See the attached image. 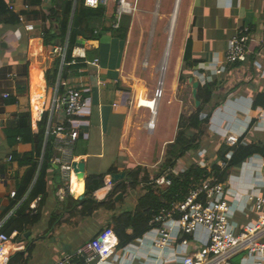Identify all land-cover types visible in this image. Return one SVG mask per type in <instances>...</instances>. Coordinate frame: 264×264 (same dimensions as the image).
Wrapping results in <instances>:
<instances>
[{
	"label": "crops",
	"instance_id": "obj_1",
	"mask_svg": "<svg viewBox=\"0 0 264 264\" xmlns=\"http://www.w3.org/2000/svg\"><path fill=\"white\" fill-rule=\"evenodd\" d=\"M3 1L8 9L9 5L13 4V9L10 10L18 15V23H0V230L26 203L27 209L34 210L37 207L40 213L36 223L27 225L22 232L13 229L9 234L10 240L3 244L9 264H30L36 250H45L47 264H55L83 242L93 239L112 215L111 211H98L84 219L71 217L52 228L49 227L53 213L62 214L65 218V198L68 194L64 195L60 191L63 182L58 166L53 163V167L45 172L44 192L35 191L40 189L41 182L37 179L45 144L38 153L32 150L31 141L23 143L16 137L12 142L8 133L14 130L17 114L29 110L31 131L36 134L39 131L38 123L44 110L49 108V99L52 96L61 97L70 87L81 90L88 105L79 116L73 118L71 124L78 128L74 155L77 162L83 161L85 164L84 183L88 175H109L107 172L111 168L118 172L134 166L148 169L147 159L144 158L152 155L151 137L156 135L161 144L167 145L171 142L166 141L169 131L163 135L156 131L160 123L162 100L155 101L157 105L156 110L154 108V116L149 106L156 88L155 66L159 65L161 73V64L166 53L168 56V49H171L169 46L172 47L171 43L178 27L181 32L180 49L179 52H173L172 56L169 53L168 60L166 58L167 65L165 63L158 81L161 80L162 84L161 94L163 91L169 92L177 88L181 71H187L191 76L194 71L212 75L217 66L214 60L223 58L228 40L240 27L248 26L253 39L250 42L252 52L244 63L228 65L224 74L212 75L216 81V94H219V98L214 101H220L208 120L203 136V139L205 137L210 141V146L202 145L194 150L191 160L181 170L195 162L198 151L202 149L205 150V162L209 165L213 162L219 164L216 153L220 145L226 143L229 134L238 136L241 144L254 143L264 146V106L252 108L256 95H264V0H173L171 7L169 0L168 5L167 2L163 4L164 0H143L140 5L141 0H137L136 12L122 17L120 21V30L123 26L126 28L124 37L120 30L112 28L114 7L110 3L103 6L101 17L91 21L93 32L97 34L96 39H85L78 35L74 40L70 59L66 60L65 56L61 58L54 53V47L66 45L67 50V40L64 43L56 40L53 45H45L43 40L44 30L51 26H55V29L57 27L46 18L52 0H42L40 5H26L25 0ZM75 4L76 0L73 2L72 14ZM20 17L23 18L22 22ZM172 17L174 24L171 42H168ZM25 24H31L33 28L27 30ZM159 25H163L162 31L167 34L166 46L159 62L149 61V52ZM144 33H147V41L143 56L146 52L150 72L146 73L145 77H139L136 67ZM82 52L84 57L81 56ZM56 59L60 60L59 71L54 84L50 86L46 71L53 69ZM66 65H72L74 69L66 70ZM62 70L66 75L62 76ZM23 82H27L26 90L21 85ZM10 99L14 101L9 102ZM166 100L170 104L168 98ZM63 111L64 105L59 114H53V124L61 120ZM205 115L201 114L202 117ZM153 119L154 127L144 130L143 124ZM49 135L46 123L45 138ZM31 151L38 165L35 167L19 164L16 156ZM188 153L185 157L191 154ZM54 155L55 150L51 162ZM230 176L235 177L236 182L227 185L228 192L224 199L231 206L232 219L238 227H242L256 221L258 217L250 205L246 206L245 194L253 188H260L264 196V156L255 154L247 158L232 170ZM105 180L104 178V182ZM100 189H105L101 196L97 194ZM13 191L17 192V197L11 196ZM58 191L64 198L62 204L57 197ZM71 191L70 195L76 199L75 196L79 194V182L76 177L72 178ZM106 193L107 190L103 186L95 190L93 195L95 199L101 200ZM116 206L118 211L122 210L118 204ZM86 224L91 233L87 237L74 239L73 236L78 231H83ZM143 234L140 239L133 240L137 248L135 253L117 252L119 257L124 256L127 259V264H142L141 258L144 254L158 252L149 248L151 239ZM19 236H23L25 240L20 241ZM202 237L203 231L199 230L195 238L181 236L175 239L166 250L170 256L162 259L161 264H178L182 254L202 250ZM184 240L185 244L182 243ZM17 256L21 258L17 260ZM228 263L252 264V261L246 251L239 250L230 256Z\"/></svg>",
	"mask_w": 264,
	"mask_h": 264
},
{
	"label": "built area",
	"instance_id": "obj_2",
	"mask_svg": "<svg viewBox=\"0 0 264 264\" xmlns=\"http://www.w3.org/2000/svg\"><path fill=\"white\" fill-rule=\"evenodd\" d=\"M110 3L114 7L111 23L114 29L120 26L124 15H133L137 10V0H83V5L90 8L107 6ZM9 9H13V4L9 5ZM20 21H23L22 17H20ZM25 28L31 30L33 26L25 24ZM252 40L250 28L248 26L240 27L236 34L228 40L223 58L214 60L217 66L212 71V75L220 76L226 72L228 65L244 63L252 52L250 49ZM65 52L66 45L54 47V53H57L61 58H64ZM81 56L84 57L83 52ZM95 62L96 60L93 64ZM194 74L200 84L213 80L212 75L196 71ZM7 95L4 94V96ZM157 97L156 91L154 99ZM49 100V108L44 112H48L47 133L53 136L55 155L52 163L58 166L61 174L63 187L60 191L67 195L72 193V178H77L73 165L77 162L74 148L78 137L77 126L68 125L67 119L79 116L86 109L88 103L82 91L72 87L68 88L61 97L54 95ZM63 105L64 111L61 120L53 124V114H59ZM151 123L150 121L147 123L148 129L154 127ZM226 143L228 146H235L238 143V136L227 135ZM204 155L205 150H199L195 164L209 168L210 165L205 162ZM230 156L229 152L226 158L228 159ZM219 164L222 167L225 165L224 162H219ZM184 170L182 169L181 172ZM234 180L235 177L230 174L225 182H219L216 177L211 175L203 176L188 186L187 194L183 199H177L167 206L160 207L149 221V229L143 234L148 235L151 239L149 248L158 252L144 254L141 258L142 264H161L162 259H167L170 256L166 250L175 239L181 236H194L195 238L199 230L203 231V237L200 239L203 245L202 250L179 255L178 264H229L230 256L239 250L246 251L252 264H264V196L261 194L260 188H253L245 194L246 206L250 205L258 217L256 221L238 227L232 219L231 206L224 199L228 192L227 185L235 183ZM153 181L158 185L170 184V179L165 176ZM111 187L112 182L109 179L105 180L104 188L107 192ZM14 195L15 191L11 192V196ZM10 238L9 235L0 233V264L7 263V253L3 244ZM134 241L118 248V238L115 233L104 227L93 239L83 242L55 264H127V259L124 256L119 257L117 252L135 253L137 248H135ZM182 243L185 244L186 240Z\"/></svg>",
	"mask_w": 264,
	"mask_h": 264
},
{
	"label": "trees",
	"instance_id": "obj_3",
	"mask_svg": "<svg viewBox=\"0 0 264 264\" xmlns=\"http://www.w3.org/2000/svg\"><path fill=\"white\" fill-rule=\"evenodd\" d=\"M41 2L42 0H25L26 5H40ZM73 2L74 0H52L46 18L57 27L55 29V26H51L44 30L43 34L45 45H53L56 40L59 43H64V41L67 40V46L69 45V47L66 50L65 60L70 59L73 43L78 35H82L85 39H96L97 34L93 32L91 21L97 17H101L104 11L103 6L90 8L83 5V0H76L74 12L72 14ZM0 23H18V15L8 9L3 0H0ZM120 26L114 30L119 31ZM125 29L126 28L123 26L122 30H120L122 37H124ZM59 65L60 60L56 59L53 69L46 71L50 86L54 84L57 78ZM71 66L72 65H66L65 69H74ZM62 72V76L66 75L63 70ZM190 76L191 73L181 71L179 80L180 82H185ZM21 85H23L24 90H26L27 82H23ZM216 87V81L214 79L204 84H199L196 91V100L199 101L198 106H195L191 88L190 97L194 100L195 109L188 115L182 113L179 115L175 137L173 141L167 145L164 159L159 169L152 176L149 170L142 166L126 168L123 170L125 174L124 178L112 183V187L106 193L105 197L101 200H97L93 192L104 186L105 174L88 175L85 179L83 198L75 199L68 194L66 196L67 198H65L67 200L65 218L64 216L62 217V214L53 213L49 227L52 228L56 224L71 217H77L80 220L92 216L98 211H111L112 215L105 227L111 229L115 233L118 238V248H120L140 238L142 234L149 229V221L160 207L167 206L177 199H183L191 183L208 175L216 177L219 182H225L232 170L240 166L244 160L255 154L264 156V146L254 143L244 145L241 144V140L238 139V143L235 146H228L226 143H222L218 148L216 153L217 160L224 162L225 165L223 167L217 162H213L209 168H203L196 165L193 161L183 172L177 175L170 172V170L176 166L177 162L184 158L189 151L197 150L202 146L208 120L220 101H214L219 98V94H216ZM12 101H14V99H10L9 102ZM258 106H264L263 94H257L253 101L252 108L256 109ZM202 113L206 114L205 117L201 116ZM47 118L48 113L44 112L38 123L39 131L33 134L30 127L29 110L20 111L14 121V130L8 133L12 142L15 141L16 137H19V141L23 143H29L31 141L32 150H35V152L38 151V153L42 145L45 144L41 170L37 179V181L41 182L40 189H35V191L38 190L42 192H44L45 188V172L48 168L53 167L51 158L54 154L53 136L50 134L45 138ZM73 118L75 117L67 119L68 125L72 123ZM33 151L27 154L17 155L16 159L19 164H28L36 167L38 162L33 158ZM229 152L231 156L227 159L226 155ZM107 173H118V171L115 168H111ZM161 176L168 177L170 179V184H155L153 180ZM140 184H142V191L136 199L134 208L116 211V205L120 201H115L117 194L121 193L125 195L128 190H134ZM15 195L16 197L18 196L16 191ZM26 207L27 203L24 207L18 209L16 216L9 219L7 224L0 231L9 235L13 229L22 232L27 225L36 223L40 218L39 210L37 207L34 210H29ZM16 258L18 260L21 256H17ZM6 264L9 263L7 262Z\"/></svg>",
	"mask_w": 264,
	"mask_h": 264
},
{
	"label": "rangeland",
	"instance_id": "obj_4",
	"mask_svg": "<svg viewBox=\"0 0 264 264\" xmlns=\"http://www.w3.org/2000/svg\"><path fill=\"white\" fill-rule=\"evenodd\" d=\"M142 2H143V0H141L140 5L142 4ZM166 2H167V0H164L163 4H165ZM168 2L170 3V7H171L173 5V0H169ZM168 2L166 3V5H168ZM126 16H130V15H124L123 17L125 18ZM169 19H170V16L168 18V22H169ZM162 26L163 25H159L157 27L156 38H155V40L151 46V51L149 52V61L159 62L162 55H163V52H164V49L166 46V35L167 34L162 31ZM180 40H181V32H180V29L178 27L175 31V34H174L173 43H171L172 47L169 46V48H171V49H169L170 51L168 52L167 60L169 59V53H171L170 56H172L173 52H179L180 45H181ZM146 41H147V33H144L142 46L139 50V61H138L137 67H136L137 75H139V77H145L146 73L150 72L149 71L150 69H148L149 65L147 63L146 52H145V56H143ZM166 65H167V62H166ZM154 70H155L154 76L156 79V84H155L156 88L154 90V97H155L156 90L159 87L158 81H159V78L161 75L158 64L155 66ZM192 77L194 80H197L196 74H193ZM164 81H165V79H164ZM160 87H161L160 90H162V84ZM190 91H191V83H189L188 80H186L185 82L181 81L177 85L176 89L173 88V91H171V90L169 92L163 91L162 94L157 97V99L159 101L162 100V108H161V111L159 113L160 123L158 124L156 131H157V133H160L162 135L166 131H169V136H168V139L166 141H171V142L173 141L175 134H176V131H177V121H178L179 115L181 113L188 115L189 113H191L195 109L194 100L190 97ZM165 97L168 98V101H170V104L167 103V100ZM170 110H171V112H169ZM143 128H145L144 130H146L147 124H143ZM143 128L141 130H143ZM145 132L146 131H144V133ZM148 134H150L149 131H148ZM206 135L208 137L207 133H206ZM151 138H152L151 139V141H152L151 142V144H152V155L149 157L145 156L146 158H144V159L145 160L147 159L146 161H147L148 166H149L148 170H149L150 175L152 176L159 169V166L161 165V163L164 159V153H165L166 147L170 142L167 145H165V143L161 144V142L157 141L158 137H156V135L154 137H151ZM205 139L206 138L204 137V139L202 140V145L205 147H209L210 141L208 139H206V140ZM207 151H209V149H207ZM194 152L195 151L189 152L191 154L188 153L189 155H187L185 158L179 160L177 162L176 166L173 168L174 171H171V173L174 175H177L179 173V171L181 170V168L184 167L186 165V163L191 160ZM140 188H142V184H141V186H138L134 190H128L127 193L122 197V199H119L120 201L118 202V207H120L122 210L132 209V207H134V203L136 202V197L142 191ZM118 210H119V208L116 209V211H118ZM88 227H89L88 224H86L85 229L83 231H78L77 234H75L73 236L74 239H80V238H83L85 236L87 237V235H89L91 233V230ZM19 238H20V241L25 240L23 236H19ZM17 240L14 241L15 244L17 243ZM61 240H63V239L61 238ZM33 254H34L33 259L30 262V264H47L48 263L46 260L47 252L45 250H43L41 252L36 250V251H34ZM239 256H236V258H239Z\"/></svg>",
	"mask_w": 264,
	"mask_h": 264
},
{
	"label": "water",
	"instance_id": "obj_5",
	"mask_svg": "<svg viewBox=\"0 0 264 264\" xmlns=\"http://www.w3.org/2000/svg\"><path fill=\"white\" fill-rule=\"evenodd\" d=\"M188 82L191 83V87H192V96L195 100V106L199 105V101L196 100V91H197V87L199 86V81L198 80H194L193 77H189L188 78ZM74 167V171L76 172V176H77V180H83L84 181V170H85V164L83 161H78L76 163H74L73 165ZM124 172H118V173H112L109 175H106L104 178L107 180L109 179L112 183L124 178ZM85 186V183H84ZM123 195L121 193L117 194V196L115 197V201H118ZM57 197L58 200L60 201V203L62 204V202L64 201V198L61 197L59 195V191L57 192ZM78 199H82L83 198V193L75 196ZM62 207V205L60 206Z\"/></svg>",
	"mask_w": 264,
	"mask_h": 264
},
{
	"label": "bare ground",
	"instance_id": "obj_6",
	"mask_svg": "<svg viewBox=\"0 0 264 264\" xmlns=\"http://www.w3.org/2000/svg\"><path fill=\"white\" fill-rule=\"evenodd\" d=\"M173 20H174V17H172V20H171V23H170V26H169V36H168V42H171L170 41V38H171V35H172V29H173ZM169 50V49H168ZM167 54V53H166ZM165 54V58H164V60H163V62H162V64H161V67H160V69H161V73H163V71H164V68H165V63H166V58H167V55ZM158 84H159V87H160V85H161V80H160V82H158ZM158 87V89L156 90L157 91V96H160L161 95V90H160V88ZM156 100H158L157 98H153V100L151 101V103H150V108H151V110H152V114H153V116H154V112L156 113V111H154V108H155V110H156V105L157 104H155V101ZM152 116V117H153ZM150 122H152L151 123V125H154V119H153V121H150ZM79 182V194H81L83 191H84V189H85V186H84V181L83 180H79L78 181ZM104 190L105 189H100L98 192H97V194L99 195V196H101V195H103V193H104ZM78 194V195H79Z\"/></svg>",
	"mask_w": 264,
	"mask_h": 264
}]
</instances>
